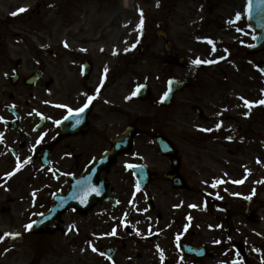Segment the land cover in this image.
<instances>
[{"label": "flooded vegetation", "instance_id": "obj_1", "mask_svg": "<svg viewBox=\"0 0 264 264\" xmlns=\"http://www.w3.org/2000/svg\"><path fill=\"white\" fill-rule=\"evenodd\" d=\"M54 9L41 1L33 12L32 53L26 52L21 20L17 26L0 21V264H69L77 237L105 263L112 262L100 251L111 246L117 248L113 263L121 256L126 264H165L166 249L155 241L176 229L182 243L204 246L193 240V227L206 228L200 214L223 225L226 218L216 216L228 213L235 199L248 206L246 220L259 225L264 105L249 109L243 101L264 100L257 70L264 51L248 53L245 46L253 42L243 38L231 43L234 54L220 63L193 69L181 58L178 69L188 74L171 79L183 88L164 109L187 97L197 123L188 142L193 157L184 149L185 135L182 148L168 134L144 133L147 122L139 119L138 105L151 103V93L147 103L139 102L137 54L130 40L111 37L116 23L71 21L57 28L49 20ZM208 24L228 26L223 20ZM10 25L17 29L14 38ZM177 58L166 61L171 73ZM87 97L96 98L74 115ZM126 132L129 143L116 144ZM159 133L175 148L174 157L159 153ZM139 139L147 140L148 149H138ZM48 214L52 230L26 229ZM15 236L20 243H11ZM107 237L113 242L105 243Z\"/></svg>", "mask_w": 264, "mask_h": 264}, {"label": "rangeland", "instance_id": "obj_2", "mask_svg": "<svg viewBox=\"0 0 264 264\" xmlns=\"http://www.w3.org/2000/svg\"><path fill=\"white\" fill-rule=\"evenodd\" d=\"M41 1L47 3L50 0H0V18L6 19L8 15L18 13L13 15V18L6 19L5 22L15 23L17 26L19 16H21V23H23L21 32L24 33L26 39L27 53L33 52L34 43V41L28 43L34 33V19L29 22L28 16H33L30 11L36 9ZM53 2L55 9L50 14L49 20L56 21L57 28L62 22L71 21L116 23L117 29L111 37L119 38L121 43L128 40L134 43L138 60V84L148 83L151 88V103L138 105L139 119L147 122L143 128L144 133L153 131V133L168 134L171 140L180 143L182 148L181 135H185L187 143H184V149L188 155L195 157L196 152L188 142L196 135L194 129L197 123L189 107L190 104L187 103V97L178 96L169 110L163 109L158 104L166 90L165 79L167 77L180 78L179 75L185 76L188 73H183L178 68H174L171 73L170 68H164L163 62L166 59L164 44L155 38V29L160 24V28L167 34L173 46V53L178 57L186 56L188 62L193 58L201 59L200 55L203 54L214 55L213 47L206 44L207 41L213 43L217 41L228 46L232 38H237L238 35L232 32L235 27L225 31L220 29L221 24L215 27L208 22L221 23L223 20L232 24L231 20L234 21L238 13L241 16L246 12L248 0H53ZM21 8L27 10L18 12ZM141 13H143V27L141 31H138ZM16 31L17 29H12L10 25V37H13ZM202 37L208 39L203 40ZM225 126L224 124L223 128ZM210 127L215 129L213 124ZM211 144L210 140L207 146L210 147ZM146 145L147 140H138V149H148ZM243 208L244 205L240 201L236 199L229 201V212L216 216L221 219L226 218L221 225L222 228L215 224L216 222L209 215L200 214L201 221L208 230L205 226L193 227L194 243L196 245L205 244L206 247L211 248L214 243L219 242L222 243L223 250L218 251V258L204 259L197 264H264V203L255 208L256 214L261 219V223L257 226L246 220ZM2 220L0 215V223ZM226 228H229V235L224 233ZM82 240L77 237L71 245L73 252L70 254L69 264H109L105 263L96 251L89 252L88 248L82 245ZM108 242H113V239L107 237L105 243ZM235 242L242 243L246 251L249 249L253 252L247 255L245 262L232 250L230 245L225 247L227 243ZM174 244L173 237L153 243L155 247L166 249L163 251V255L167 257L165 264H195L194 260L181 259L174 255L175 251H167ZM259 249L262 252L254 253ZM151 262L152 264L162 263L158 259H152ZM62 264H66L65 260ZM114 264H126V260L119 256Z\"/></svg>", "mask_w": 264, "mask_h": 264}, {"label": "water", "instance_id": "obj_3", "mask_svg": "<svg viewBox=\"0 0 264 264\" xmlns=\"http://www.w3.org/2000/svg\"><path fill=\"white\" fill-rule=\"evenodd\" d=\"M251 22L253 23V28L257 31L260 32L259 36H258V44L264 46V2H262V0H252V5H251ZM158 36H161V34H158ZM168 50H169V46H168ZM178 88L174 87V90H177ZM144 91H141V93H143ZM140 93V94H141ZM157 144L159 145V148L161 151L165 150V146L163 144H160V141L157 140ZM52 223L51 222H46L45 225H48L50 227ZM36 224H33V226ZM103 253L105 255H109L111 256V258H113V252H110L109 249H106L105 251H103ZM191 254H193L192 252H189ZM198 257H202L203 254L200 252H196ZM210 256H213V252L209 253Z\"/></svg>", "mask_w": 264, "mask_h": 264}, {"label": "snow or ice", "instance_id": "obj_4", "mask_svg": "<svg viewBox=\"0 0 264 264\" xmlns=\"http://www.w3.org/2000/svg\"><path fill=\"white\" fill-rule=\"evenodd\" d=\"M262 2H264V0H262ZM251 5H252V0H248V5H247L245 11L249 15L251 14ZM26 10L27 9L21 8V9L18 10V12H24ZM16 14H18V13H13V15H16ZM240 18H241L240 17V14L238 13L237 16H236V20L238 21ZM142 27H143V13H141V22H140V25L138 26V29L137 30L138 31H141L142 30ZM253 38L255 39V37H253ZM207 43L211 44L213 42L212 41H207ZM65 47H67V45H65ZM252 47H255V45H252ZM201 63H207V61H201L199 59L193 61V64L194 65H197V66H199ZM133 95H135V93H133ZM95 98L96 97H87V101L84 104V106L82 108H80L78 112L74 113V115H77L78 116L81 113H83L89 107V105L92 102V100L95 99ZM241 99H243V98H241ZM243 103H244L245 106H247L249 109H251V108L256 107V106H259V105H264V100L259 101V104L258 105L257 104L250 103L247 100H244ZM68 111H69L70 114H72L71 113V109H69ZM201 131H205V130L204 129H201ZM24 163H28V161H24ZM128 167H131V166L129 165ZM19 170H20V166L18 164L16 171H19ZM14 174H15V172L9 174V178L11 177V175H14ZM237 183H243V181H239ZM213 187H215V184L213 185ZM246 199H251V197H246ZM25 227H26V229L31 230V228L33 227V225L32 224H28ZM93 251H96V249L93 248Z\"/></svg>", "mask_w": 264, "mask_h": 264}]
</instances>
